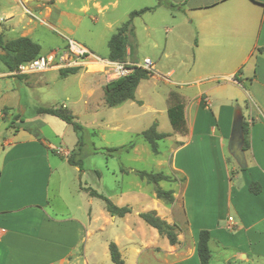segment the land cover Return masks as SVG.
Returning <instances> with one entry per match:
<instances>
[{"label": "crops", "instance_id": "obj_1", "mask_svg": "<svg viewBox=\"0 0 264 264\" xmlns=\"http://www.w3.org/2000/svg\"><path fill=\"white\" fill-rule=\"evenodd\" d=\"M67 1L0 0V24L5 22L0 25V34L34 40L37 26L47 24L51 28L61 25L64 19L77 25L71 12L74 4L59 6ZM180 4L185 22L172 16L174 25L166 32L175 27L183 31L188 24L185 37L179 32L174 36L187 47L189 53L182 55L187 62L178 56L177 49L167 48L166 40L163 55L176 58V66L161 73L158 61H154L151 76L142 80L136 90L144 81L162 79L164 75L168 78L165 82L177 85L178 91L169 90L165 96V111L168 116L172 103H183L186 133H177L172 126L161 129L154 114L157 110L150 105L148 96H137V91L134 100L115 106L120 112L113 121L114 128L134 133L129 149L135 161L148 155L145 140L134 143L137 133L153 122L159 132L170 133L168 157L157 154L153 171L184 178L157 183L172 191L173 201L167 204L157 198L155 185L136 173L124 188L115 180L117 188L112 193H105L103 186L96 189L116 205L131 207V212L111 216L102 199L81 188L76 194L79 203L72 205L73 209L63 199L72 182L66 176L62 178L60 172L66 164L79 170L67 162L72 149L68 151L36 137L26 126L6 139L0 160V264H97L100 255H109L111 241L126 264H153L155 258L163 259V264H200L196 244L201 229L210 234L208 264H264V0H182ZM149 7L153 9L147 12L156 9ZM45 8L55 14L56 23H45ZM105 24L106 29L111 26L109 22ZM133 51L128 43L125 61H140ZM93 73L97 72L82 71L79 76L90 77ZM105 84L101 87L103 95ZM81 97L85 109L92 110V96H79L77 100ZM238 119L248 126V146L243 149L241 144L243 168L233 156L228 158L225 149ZM203 162L209 165L207 177L202 174ZM98 173L100 181L102 174ZM206 179L209 187L203 184ZM251 182L260 185L257 194L249 190ZM144 211H155L174 224L179 231L178 242L171 244L147 225L138 215ZM228 217L233 219V230L225 227ZM180 222L184 226L181 231ZM105 233L108 237H103Z\"/></svg>", "mask_w": 264, "mask_h": 264}, {"label": "rangeland", "instance_id": "obj_2", "mask_svg": "<svg viewBox=\"0 0 264 264\" xmlns=\"http://www.w3.org/2000/svg\"><path fill=\"white\" fill-rule=\"evenodd\" d=\"M181 1L88 0L89 9L86 6V0H68L67 3L59 6L65 7L74 4V9L71 12L77 18L78 24H70L64 19L61 25L51 26V28H48L47 24L37 26V36L34 40L39 44L43 54L64 48L67 38H71L88 47L98 57L107 58V41L111 34L125 23L129 13L143 7L155 6L154 11L145 12L132 19L134 33L132 35L128 34V43L133 47V53L140 61L145 57H149L153 63L158 61V67L161 69V73H164L168 67L177 64L176 58H166L163 55L162 51L166 40L167 48L172 51L177 49L178 56L184 60L185 57L182 55L189 53L187 47L181 45V41L176 40V37H174L178 32L179 35L185 37V29L188 24L187 27H183V31L175 27L172 28L170 33L166 32V29L174 25L172 16L185 22L183 20L185 14L179 12V7H182ZM94 2L96 4H93ZM168 4H172V6L169 7ZM46 6L52 7L50 4ZM45 10L47 11L43 13L45 23H56L55 14L46 8ZM2 22L1 24L5 23ZM106 22L111 23L108 29L105 28L107 26ZM5 38L7 39V37ZM6 71L7 68L0 62V72ZM81 72V70H77V73H68L63 76L55 70L20 77L16 75L0 77V160L3 149L6 147L4 146L6 139L11 138L16 131L26 126L28 131L36 137L51 141L65 150L70 151L74 147L76 133L72 126L54 115H37L34 110L38 106H65L82 126L83 146L80 154L76 155L75 159H82L83 168L77 170L66 164V168L60 170L62 178L66 176L72 182L64 192L63 199L69 201V206L73 209L74 206L72 205H78L79 203V198L76 196L79 192L78 188L92 187L96 190L103 186L105 193L108 194L114 191L116 187L115 180L124 188L130 180L136 178V170H156L155 164L157 162L155 160L157 154H166L165 158H167L172 147V141L168 137L163 138L157 142L158 153L154 154L148 148L147 142L137 133L134 143L140 144L144 141L147 146L146 155H148L144 160H133L129 146L130 140L134 138V133L124 131L123 128H114V118L120 111L116 107H108L105 105V101L104 103L102 101L104 95L101 87L105 82L111 80L110 76L104 72L93 73L90 77L79 76ZM165 79H168L165 75L162 79H149L142 83L138 91L136 90L138 92L137 96H148L150 105L157 110L154 114L159 119L160 127L163 130L171 128L165 111V96H167L169 90L178 91L177 85L167 83ZM82 82L84 83L83 86ZM81 87H83L82 91ZM79 96H92V100L89 102L92 110L85 109L83 97L77 100ZM171 96L177 95L171 94ZM151 115L152 113L148 114V116ZM21 119L24 120L26 125L21 122ZM111 147L116 150H111ZM225 149L228 158L231 159L232 155L228 152V147L226 146ZM51 157L54 158V161H58L57 156L51 155ZM200 166L203 168L202 174L206 176L209 165L203 162ZM94 170L101 172L102 178L100 181L96 178L99 173L94 172ZM121 170L125 174H122ZM116 175L117 178L115 179ZM121 175L122 178L120 179ZM171 175L176 180L181 179L179 174L171 173ZM203 184L205 187H209V180H203ZM153 189H155V186H153ZM51 204L56 205L54 201ZM179 225L180 231L183 230V224L180 222ZM176 232L179 231L176 230ZM183 233L186 241H188L187 231L184 230ZM103 237H108V234L105 233ZM152 261L153 264H163L164 262L163 259L159 258ZM78 264L92 263L81 261ZM97 264L114 263L107 254V257L100 255Z\"/></svg>", "mask_w": 264, "mask_h": 264}, {"label": "trees", "instance_id": "obj_3", "mask_svg": "<svg viewBox=\"0 0 264 264\" xmlns=\"http://www.w3.org/2000/svg\"><path fill=\"white\" fill-rule=\"evenodd\" d=\"M172 6V5H171ZM153 7H143L138 10H133L129 13V16L125 23L120 26L114 33L111 34L107 41V59L115 61H125L127 57L128 47V34H133L132 19L136 16L151 11ZM40 46L37 42L32 40L28 36H19L16 38H5L0 34V62L7 68L8 71L16 69L17 65L21 62L32 60L41 54ZM59 73L63 76L66 74L77 73L76 68L59 69ZM19 77L22 75H18ZM24 76V75H23ZM151 73L142 68H135L131 73L109 80L104 86V101L108 107H115L126 100H134L135 91L139 83L148 79ZM34 112L37 115L50 114L57 116L61 120L70 124L76 133V142L74 147L70 151V155L67 157V162L70 165L78 167L79 170L83 168V161L81 158L75 159L83 146V133L82 126L75 120L74 115L66 109L65 106L61 107H44L38 106ZM168 118L173 130L177 133H186V121L184 116L183 103L177 101L172 103L168 108ZM23 123L24 120L21 119ZM24 128V127H23ZM242 130V147L246 149L248 142L246 135L248 131L247 122H241ZM142 138L149 145L150 150L154 153H158V140H161L170 135L168 132H159L157 130V123L153 122L148 128L140 132ZM111 150H116L111 147ZM94 172L98 173L97 170ZM137 175L141 179H145L149 183L155 185V195L157 198L162 199L167 204L173 201V195L171 190H165L157 186V183L161 180L174 181L176 180L171 174H166L162 171H146L138 170ZM181 177V181H183ZM83 191L88 193L90 196H95L102 199L105 202L106 210L111 216L122 217L125 214L131 212L129 206H118L106 195L97 192L92 187H80ZM249 190L257 194L260 191V185L256 182L249 184ZM139 217L149 226L155 228L158 233L165 236L171 244H176L177 232L174 224H169L162 218H160L155 211H144L140 212ZM210 234L207 229H201L198 232V239L196 244V253L200 264H208L211 258V251L208 246ZM109 257L114 264H126L119 252L118 246L114 242L108 244Z\"/></svg>", "mask_w": 264, "mask_h": 264}, {"label": "built area", "instance_id": "obj_4", "mask_svg": "<svg viewBox=\"0 0 264 264\" xmlns=\"http://www.w3.org/2000/svg\"><path fill=\"white\" fill-rule=\"evenodd\" d=\"M91 62H97L102 65L101 70L93 72L107 73L111 80L125 76L131 73L135 68H142L150 73L154 70V63L149 57H145L142 61L138 62L109 60L107 58L98 57L85 45L71 38H67L64 48L52 50L46 54L41 53L32 60L21 62L13 71L7 70L6 72H0V77L12 75L26 76L50 70L58 71L59 69L66 68L88 71V65ZM232 220V217L227 218L225 225L227 230H233L234 226L232 225Z\"/></svg>", "mask_w": 264, "mask_h": 264}, {"label": "water", "instance_id": "obj_5", "mask_svg": "<svg viewBox=\"0 0 264 264\" xmlns=\"http://www.w3.org/2000/svg\"><path fill=\"white\" fill-rule=\"evenodd\" d=\"M242 138L241 120L238 119L233 123L232 137L228 146V151L241 168L245 167V160L241 149Z\"/></svg>", "mask_w": 264, "mask_h": 264}, {"label": "bare ground", "instance_id": "obj_6", "mask_svg": "<svg viewBox=\"0 0 264 264\" xmlns=\"http://www.w3.org/2000/svg\"><path fill=\"white\" fill-rule=\"evenodd\" d=\"M102 69V65L97 63V62H91L88 65V71L89 72H93V71H97V70H101Z\"/></svg>", "mask_w": 264, "mask_h": 264}]
</instances>
